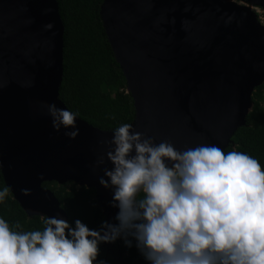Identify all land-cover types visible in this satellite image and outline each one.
<instances>
[{
    "label": "water",
    "instance_id": "1",
    "mask_svg": "<svg viewBox=\"0 0 264 264\" xmlns=\"http://www.w3.org/2000/svg\"><path fill=\"white\" fill-rule=\"evenodd\" d=\"M253 5L264 7V0H102V26L133 100L135 131L180 150L228 146L264 82V25ZM62 47L57 0H0V172L28 216L68 222L42 183L73 182L93 187L104 221L115 224L112 190L98 180L112 165L105 158L92 166L112 130L77 116L79 133L70 139L64 128L53 130L42 104L67 108L59 98Z\"/></svg>",
    "mask_w": 264,
    "mask_h": 264
},
{
    "label": "clouds",
    "instance_id": "2",
    "mask_svg": "<svg viewBox=\"0 0 264 264\" xmlns=\"http://www.w3.org/2000/svg\"><path fill=\"white\" fill-rule=\"evenodd\" d=\"M42 104L54 131L78 135L75 112ZM112 133L92 166L105 158L112 165L98 180L112 190L117 223L92 229L46 216L43 230L18 231L0 218V264H108L96 259L98 245L117 238L126 247L134 241L148 264H264V169L256 158L216 144L180 150L130 123ZM8 192L0 189V203Z\"/></svg>",
    "mask_w": 264,
    "mask_h": 264
},
{
    "label": "trees",
    "instance_id": "3",
    "mask_svg": "<svg viewBox=\"0 0 264 264\" xmlns=\"http://www.w3.org/2000/svg\"><path fill=\"white\" fill-rule=\"evenodd\" d=\"M101 2L57 0L63 23V73L59 98L80 119L102 130H113L120 124L132 122L134 107L131 95L126 92L125 77L102 26L99 14ZM233 150L256 158L264 169V83L252 92L245 125L237 129L223 149L224 152ZM5 186L0 172V189ZM42 186L53 191L70 225L75 219H80L89 228L96 229L104 221L93 187L73 182L58 184L55 181H45ZM0 218H4L13 230L44 228L45 217L28 216L10 191L0 203ZM17 222L19 228L14 227ZM98 248L96 259L108 264H148L134 241L131 247H126L123 240L117 238L113 242H101Z\"/></svg>",
    "mask_w": 264,
    "mask_h": 264
},
{
    "label": "built area",
    "instance_id": "4",
    "mask_svg": "<svg viewBox=\"0 0 264 264\" xmlns=\"http://www.w3.org/2000/svg\"><path fill=\"white\" fill-rule=\"evenodd\" d=\"M252 10L255 13L258 22L264 25V7L253 5Z\"/></svg>",
    "mask_w": 264,
    "mask_h": 264
},
{
    "label": "rangeland",
    "instance_id": "5",
    "mask_svg": "<svg viewBox=\"0 0 264 264\" xmlns=\"http://www.w3.org/2000/svg\"><path fill=\"white\" fill-rule=\"evenodd\" d=\"M264 83V82H263Z\"/></svg>",
    "mask_w": 264,
    "mask_h": 264
}]
</instances>
